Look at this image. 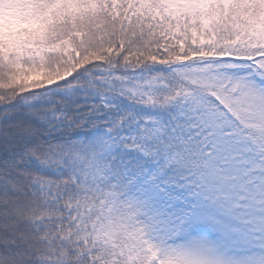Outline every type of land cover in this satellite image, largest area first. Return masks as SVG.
<instances>
[{"label": "snow or ice", "instance_id": "1", "mask_svg": "<svg viewBox=\"0 0 264 264\" xmlns=\"http://www.w3.org/2000/svg\"><path fill=\"white\" fill-rule=\"evenodd\" d=\"M0 264H264V0H0Z\"/></svg>", "mask_w": 264, "mask_h": 264}]
</instances>
